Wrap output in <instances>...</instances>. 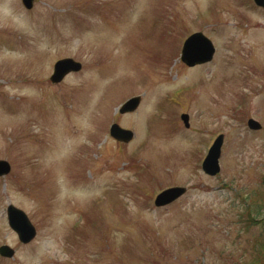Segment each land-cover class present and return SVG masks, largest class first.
<instances>
[{"label":"rangeland","instance_id":"rangeland-1","mask_svg":"<svg viewBox=\"0 0 264 264\" xmlns=\"http://www.w3.org/2000/svg\"><path fill=\"white\" fill-rule=\"evenodd\" d=\"M197 31L215 54L187 67L180 50ZM65 57L81 70L50 82ZM133 96L137 110L119 114ZM113 122L133 139H111ZM219 134L212 177L201 163ZM0 160V245L15 250L0 264L264 260V11L253 0H0ZM173 185L186 194L154 207ZM8 204L27 214L29 243Z\"/></svg>","mask_w":264,"mask_h":264},{"label":"water","instance_id":"water-1","mask_svg":"<svg viewBox=\"0 0 264 264\" xmlns=\"http://www.w3.org/2000/svg\"><path fill=\"white\" fill-rule=\"evenodd\" d=\"M255 3L264 8V0H254ZM26 7H30L32 0H23ZM214 54V47L211 41L205 37L202 33L197 32L190 35L184 42L181 50V60L188 66L195 64H201L208 62L212 59ZM80 69V64L72 59L59 60L55 65L54 73L51 77L53 81H59L65 74L70 71H77ZM139 102V97L129 99L124 103L121 112L125 110H133ZM185 125H187V116H182ZM248 125L250 128L257 129L260 125L254 120H249ZM111 134L118 140L129 141L132 138L133 133L129 130L121 129L116 124H113L110 129ZM222 145V135L218 136L213 142L212 146L208 150V153L202 163V169L209 175H215L219 171L218 158L220 156V148ZM9 171V166L5 161L0 160V175L6 174ZM185 192L183 187H171L161 193L155 198V205L168 204ZM9 219L11 226L17 231L19 238L23 242L29 241L35 234L34 228L29 223L26 215L21 210L10 206ZM5 248H1L0 252L4 255H11V251Z\"/></svg>","mask_w":264,"mask_h":264},{"label":"trees","instance_id":"trees-1","mask_svg":"<svg viewBox=\"0 0 264 264\" xmlns=\"http://www.w3.org/2000/svg\"><path fill=\"white\" fill-rule=\"evenodd\" d=\"M258 213L259 211L257 210H255V212L254 213ZM246 214H248V217H250V219L248 218V221L249 222H251V220L252 221H257L258 219H256L255 218V216L253 215V212L251 211V210H247V213ZM262 254V252L261 253H259L256 257H255V259L253 260V263L252 264H264L263 262H264V260H262L263 258L260 256Z\"/></svg>","mask_w":264,"mask_h":264}]
</instances>
